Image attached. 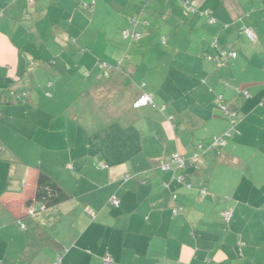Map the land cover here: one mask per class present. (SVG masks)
Here are the masks:
<instances>
[{
  "label": "crops",
  "instance_id": "crops-1",
  "mask_svg": "<svg viewBox=\"0 0 264 264\" xmlns=\"http://www.w3.org/2000/svg\"><path fill=\"white\" fill-rule=\"evenodd\" d=\"M92 1L0 0V264H264V0Z\"/></svg>",
  "mask_w": 264,
  "mask_h": 264
},
{
  "label": "built area",
  "instance_id": "built-area-1",
  "mask_svg": "<svg viewBox=\"0 0 264 264\" xmlns=\"http://www.w3.org/2000/svg\"><path fill=\"white\" fill-rule=\"evenodd\" d=\"M145 1H148V0H145ZM30 2H33V0H30ZM94 3H95V1L93 0L91 5H94ZM91 5L90 6L85 5L84 7L86 9L92 10V6ZM184 5H185V7H186L188 12L194 13L196 11L197 2L195 0L186 1L184 3ZM245 32L247 33V35L249 36V38L252 41H256L257 37H256V35H255V33H254V31L252 29H245ZM123 36H124L125 39L130 40L131 42H138L141 39V37H142L141 34L131 33L129 31L123 32ZM236 57H237L236 53L227 52V51H223L222 50V51H219L217 55H209L207 57V59L209 61L214 62L215 64L220 66V65H223L224 62L228 58H236ZM102 65H103V67L106 70H108V66L106 64H102ZM104 76H106V77L109 76L108 71H106ZM142 87L144 88L145 85H143ZM219 99L222 100V97H220ZM147 106H155L154 101H153V97H152V95H149V94H144L142 97H140L134 103V108H143V107H147ZM222 111L227 116V118L229 119V121H230V123L232 125V129H234L239 123V119H238L237 114L229 112L228 109H227V106H225V105L222 106ZM230 138H232V132L231 131L225 133L221 137L214 138L213 139V143H212V148L215 149V150L223 149L226 146L227 141ZM203 148H204L203 144L201 142H198L196 144L195 150H194V152H193L191 157H186V156L180 154L179 152L174 153V154L171 155L168 163L162 164L161 169L163 171H171L172 168H173V170H174L173 179L175 181H177L178 183L182 184L185 181V178H184V175L182 174V172L187 168L188 163H196V162H198L200 160L202 152H203ZM131 179H133V176L127 175L125 177L124 181L127 182V181H129ZM165 186L168 187L167 184H165ZM188 187L191 188V186H188ZM207 194H208L207 189L201 190V192H200V196L202 198H204ZM173 199L175 201H177L178 200V196L177 195H173ZM111 202H112V204L115 207L119 206V200H118L117 197H115V196L112 197ZM42 209H44V208H42ZM183 210H184L183 207L179 206V207L175 208L174 214H180V213L183 212ZM26 213L32 215V214L35 213V210L31 208V209H28L26 211ZM232 214H233V211L229 210V211L224 212L223 216H224L226 221H229L231 216H232ZM62 259H63V256L57 257V259L55 260V264H61ZM103 264H113L112 257L111 256H106L103 259Z\"/></svg>",
  "mask_w": 264,
  "mask_h": 264
},
{
  "label": "trees",
  "instance_id": "trees-1",
  "mask_svg": "<svg viewBox=\"0 0 264 264\" xmlns=\"http://www.w3.org/2000/svg\"><path fill=\"white\" fill-rule=\"evenodd\" d=\"M70 200V195L66 193L54 180L50 177L40 174L37 179V188L35 201L44 209H49L65 203ZM32 202H27L30 206Z\"/></svg>",
  "mask_w": 264,
  "mask_h": 264
},
{
  "label": "rangeland",
  "instance_id": "rangeland-1",
  "mask_svg": "<svg viewBox=\"0 0 264 264\" xmlns=\"http://www.w3.org/2000/svg\"><path fill=\"white\" fill-rule=\"evenodd\" d=\"M89 19H90V18H89ZM90 26H91V24L87 25V28H89ZM86 30H87V29H85L84 31H86ZM97 33H98V32L95 31V32H94V35L96 36ZM87 36H88V35H87ZM97 37H98V38H102V37H103V34L101 33L100 35H97ZM95 39H96V38H95ZM164 44H166V43H164ZM79 47L82 48V49H84V50H86L85 47H87V46H84V45H82V44H79ZM174 49H175L174 51H180V52H182V50H180V48H176V47H175ZM84 50H83V51H84ZM89 53H90V52H89ZM74 66H75V65H74ZM26 211H27V210H26Z\"/></svg>",
  "mask_w": 264,
  "mask_h": 264
}]
</instances>
